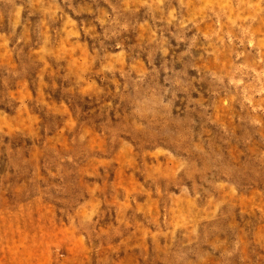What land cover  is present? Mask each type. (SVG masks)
Returning <instances> with one entry per match:
<instances>
[{"label": "rangeland", "instance_id": "1", "mask_svg": "<svg viewBox=\"0 0 264 264\" xmlns=\"http://www.w3.org/2000/svg\"><path fill=\"white\" fill-rule=\"evenodd\" d=\"M0 264H264V0H0Z\"/></svg>", "mask_w": 264, "mask_h": 264}]
</instances>
